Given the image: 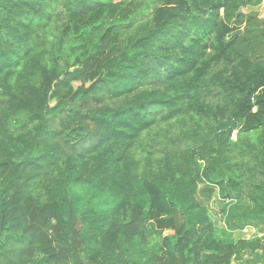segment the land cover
Listing matches in <instances>:
<instances>
[{
  "label": "trees",
  "instance_id": "1",
  "mask_svg": "<svg viewBox=\"0 0 264 264\" xmlns=\"http://www.w3.org/2000/svg\"><path fill=\"white\" fill-rule=\"evenodd\" d=\"M262 1L0 0V264H264Z\"/></svg>",
  "mask_w": 264,
  "mask_h": 264
},
{
  "label": "rangeland",
  "instance_id": "2",
  "mask_svg": "<svg viewBox=\"0 0 264 264\" xmlns=\"http://www.w3.org/2000/svg\"><path fill=\"white\" fill-rule=\"evenodd\" d=\"M251 10L258 12L259 16L264 18V0L258 6L245 8V11H251ZM92 83H93L92 80L89 78L88 74L85 73L83 67L74 69L67 78H65L62 82L59 83V85H57L55 95L52 100V104L55 105L59 103L61 100H63V101H69L72 106L85 107L86 97L82 98L84 93H80V92L76 93L75 90H77L78 88H83L80 90L82 91L86 89L85 87H87L88 85ZM72 90H74V92H72ZM90 91L93 93L94 89ZM55 111H57V109H54L53 112ZM172 124H173V127H169L166 123H163L160 126H156V128L149 135L151 138H153V140H148L147 142H150V143L155 142L159 138L158 132L161 129L165 130V128L170 129V132H169L170 135H173L175 137H180L179 133L182 130V127L186 128V126L182 125L181 127L175 121H172ZM236 136H237L236 133H234L233 138L235 139ZM180 143H181L180 147L182 149L196 146L195 144L196 142L189 141V140L187 141L184 139H182ZM47 149H51V147H48ZM247 205H248V202L246 201H243L242 203L237 202V206L234 208L233 213L238 217L242 216L247 211ZM214 214L215 213H213V215ZM48 215H51V212H48ZM223 229H226L225 224L224 223L219 224L218 230L222 231ZM261 230L262 229L260 227H253V226L248 225L244 227L243 229H237L233 231V236L234 238L252 237L256 235L260 236V235H263V232ZM234 264H237V262L235 261Z\"/></svg>",
  "mask_w": 264,
  "mask_h": 264
},
{
  "label": "water",
  "instance_id": "3",
  "mask_svg": "<svg viewBox=\"0 0 264 264\" xmlns=\"http://www.w3.org/2000/svg\"><path fill=\"white\" fill-rule=\"evenodd\" d=\"M242 30L237 31L235 34H241Z\"/></svg>",
  "mask_w": 264,
  "mask_h": 264
}]
</instances>
